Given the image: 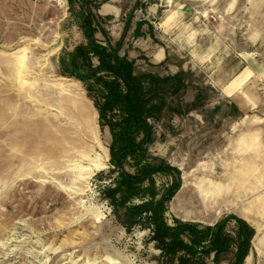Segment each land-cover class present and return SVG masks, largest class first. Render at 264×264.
<instances>
[{
  "label": "rangeland",
  "instance_id": "obj_1",
  "mask_svg": "<svg viewBox=\"0 0 264 264\" xmlns=\"http://www.w3.org/2000/svg\"><path fill=\"white\" fill-rule=\"evenodd\" d=\"M96 1L112 42L132 16L120 53L137 68L188 73L168 97L180 113L166 110L148 145L180 171L166 221L234 214L254 229L244 264H264V0ZM84 40L67 0H0V264H181L161 259L150 229L123 226L103 195L109 130L83 84L55 71ZM172 178L157 173L156 185ZM226 229L234 236V220Z\"/></svg>",
  "mask_w": 264,
  "mask_h": 264
},
{
  "label": "trees",
  "instance_id": "obj_2",
  "mask_svg": "<svg viewBox=\"0 0 264 264\" xmlns=\"http://www.w3.org/2000/svg\"><path fill=\"white\" fill-rule=\"evenodd\" d=\"M67 1L71 13L79 20L85 40L58 55L55 71L83 84L97 110L100 127L106 126L109 130L110 167L98 176L106 173L110 179L102 192L116 218L127 229L135 224L150 229V238L167 263L206 264L205 256L212 255V264H217L220 254L232 252L230 264H244L254 229L243 219L229 214L212 225L176 218L169 224L164 216L167 202L179 188L180 171L151 155L148 145L153 139L154 123L162 119L164 112L180 113V106L169 104L168 97L182 92L188 73L179 70L160 75L140 70L134 59L120 53L131 15L125 19L120 38L112 42L102 24L105 16L98 12L99 2ZM140 25L141 21L136 22L133 30L136 34L141 33ZM199 97L196 94L195 101ZM228 106L229 113H241L236 103L230 101ZM166 172L172 174V181L166 186H157L155 175ZM231 219L236 225L234 236L226 229Z\"/></svg>",
  "mask_w": 264,
  "mask_h": 264
},
{
  "label": "bare ground",
  "instance_id": "obj_3",
  "mask_svg": "<svg viewBox=\"0 0 264 264\" xmlns=\"http://www.w3.org/2000/svg\"><path fill=\"white\" fill-rule=\"evenodd\" d=\"M203 194V195H202ZM202 194H201V196H202V198L204 199V200H206V199H211L212 198V194H213V192H211V191H202Z\"/></svg>",
  "mask_w": 264,
  "mask_h": 264
}]
</instances>
